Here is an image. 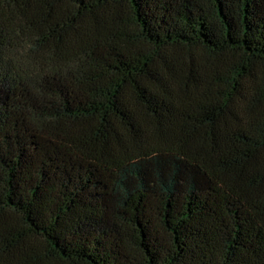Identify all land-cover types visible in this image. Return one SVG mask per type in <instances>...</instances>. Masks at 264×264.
I'll list each match as a JSON object with an SVG mask.
<instances>
[{
  "label": "trees",
  "instance_id": "trees-1",
  "mask_svg": "<svg viewBox=\"0 0 264 264\" xmlns=\"http://www.w3.org/2000/svg\"><path fill=\"white\" fill-rule=\"evenodd\" d=\"M0 264H264V0H0Z\"/></svg>",
  "mask_w": 264,
  "mask_h": 264
}]
</instances>
